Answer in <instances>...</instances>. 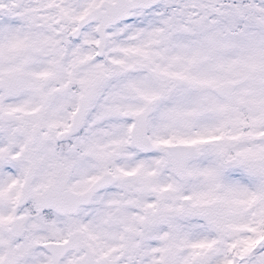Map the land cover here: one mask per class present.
I'll use <instances>...</instances> for the list:
<instances>
[{"label": "snow or ice", "instance_id": "obj_1", "mask_svg": "<svg viewBox=\"0 0 264 264\" xmlns=\"http://www.w3.org/2000/svg\"><path fill=\"white\" fill-rule=\"evenodd\" d=\"M0 264H264V0H0Z\"/></svg>", "mask_w": 264, "mask_h": 264}]
</instances>
